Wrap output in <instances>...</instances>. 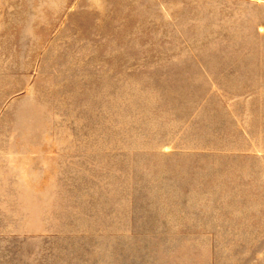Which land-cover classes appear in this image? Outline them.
<instances>
[{"label": "rangeland", "instance_id": "rangeland-1", "mask_svg": "<svg viewBox=\"0 0 264 264\" xmlns=\"http://www.w3.org/2000/svg\"><path fill=\"white\" fill-rule=\"evenodd\" d=\"M0 264H264V0H0Z\"/></svg>", "mask_w": 264, "mask_h": 264}]
</instances>
